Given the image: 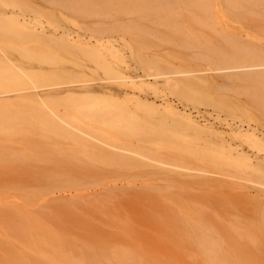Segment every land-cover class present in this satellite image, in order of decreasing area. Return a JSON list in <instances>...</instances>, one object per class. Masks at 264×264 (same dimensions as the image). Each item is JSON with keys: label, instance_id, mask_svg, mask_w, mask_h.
<instances>
[{"label": "rangeland", "instance_id": "1", "mask_svg": "<svg viewBox=\"0 0 264 264\" xmlns=\"http://www.w3.org/2000/svg\"><path fill=\"white\" fill-rule=\"evenodd\" d=\"M217 1L157 0L191 13L157 25L146 18L153 5L145 0H99L70 13L59 5L41 8L42 0H0V241L28 243L9 234L18 220L9 205L39 222L31 241L42 244L43 264H264V142L244 138L264 134L262 74L243 72L245 78L235 82L239 90L223 93L211 81L191 77L220 76L212 70L228 64L264 62L251 54L264 49V0ZM12 7L35 21L3 19ZM137 13L146 22L134 21ZM85 30L90 33L84 36ZM91 32L108 35L107 50L82 52L70 43L83 36L95 45ZM177 70L189 73L180 76L178 89L167 90L161 78L146 79L155 89H136L137 95L157 105L167 97L179 112L182 100L194 118V108L200 109L215 132L260 159L232 157L213 131L205 130L207 136L164 114L148 123L135 110L127 78L139 83L140 76ZM52 90L57 93L49 95ZM128 117L145 121L146 129H115L111 122ZM64 122L71 129L97 128L96 137L123 148L152 144L165 165L138 156L131 163L103 161L102 146L72 136ZM147 164L157 168L140 167ZM174 177L200 179L205 186L179 185ZM38 257L32 249L31 261L41 264Z\"/></svg>", "mask_w": 264, "mask_h": 264}, {"label": "bare ground", "instance_id": "2", "mask_svg": "<svg viewBox=\"0 0 264 264\" xmlns=\"http://www.w3.org/2000/svg\"><path fill=\"white\" fill-rule=\"evenodd\" d=\"M97 1H99V0H42V3L44 5H42L41 8H51L54 5H56V7H57V5H59V6H61L60 7L61 9L70 13V11L72 12L73 10H78V9H80L81 6L89 4V3L95 4L98 6V4H96ZM159 1H161V0H159ZM214 1H217V0H214ZM110 2H111V0H110ZM128 2H129V0H128ZM139 2H141V1H139ZM139 2H138V4H139ZM155 2H157V0H145V3H144V4L150 3L153 5V6L147 5L146 12H144V13L147 14V16H146V18H148L147 20L150 19V21L154 24L158 25L159 20H162L163 22H169L168 19H172L173 16H175V15L184 16V15H182V12L186 13L187 15L191 14L190 12L188 13L187 10H183V8L180 6L174 5L173 8H171L170 3H168L166 5L165 4L158 5V4H155ZM217 2H218V5L220 6V2L219 1H217ZM206 3H207V1H206ZM227 3H228V1H227ZM136 4H137V2H136ZM136 4H135V7H139V6H136ZM132 5L133 4H131V6ZM214 5H215V3H214ZM97 9H98V7H97ZM131 9H132V7H131ZM78 11H80V10H78ZM133 11H134V9H133ZM141 11H144V10L142 9ZM202 11H203V9H202ZM79 13H83V12L81 11ZM192 13H194V12H192ZM137 14L135 15L134 21H140V20L145 21L146 18L144 17V14H138V15ZM164 14H169V17H166ZM211 14H212V12H211ZM133 15H134V13H133ZM1 17L3 19H6V20L15 19V20H17L19 25H27V24H30V23L35 21L34 18L27 16V15L23 14L22 12L18 11L17 7L8 8L7 10L4 11V13L1 15ZM107 17L109 19L111 16L107 15ZM210 17H212V19H214L213 16L210 15ZM215 18H217V17H215ZM176 19H179V18H176ZM176 19H174V20H176ZM174 20H172V21H174ZM213 21H216V20H213ZM131 22L133 23V21H131ZM107 28H109V27H107ZM123 28H124V26H123ZM126 29H128V28H126ZM126 29H124V30H126ZM167 30H169V29H167ZM133 31L136 32L135 30H133ZM88 32L89 31H87V30H85V32L81 31V33L84 36L87 35L86 33H88ZM113 32H114L113 35L115 36V34H117L116 33L117 31L114 30ZM131 32L132 31L130 30V33ZM91 33L92 34L89 35L90 41L92 42L93 41L92 39L95 38L96 39L95 45H92L83 36H79V39L77 41H73L71 38H69V40L71 41L70 43L74 44V46L77 47L82 52H88V51L99 52V51L107 50L108 45L112 43L109 40L108 35H104L101 32L100 35H98V36H100V38H97V35H96L97 33L96 34L94 32H91ZM128 33H126V34H128ZM136 33H138V32H136ZM106 34H108V32ZM141 34L143 35V33H141ZM118 35H120V33L117 34V36ZM146 35H147V33H146ZM149 35H151V34H149ZM49 36L59 39L58 37H55L53 32ZM151 36H153V35H151ZM61 38H63V37H61ZM153 38L151 37V39H153ZM105 46H107V47H105ZM103 47H105V48L103 49ZM251 54H254L257 56H264V49H262L260 51V53H251ZM249 55H250V53H249ZM212 71L220 73V76H217V77L213 76V77H206L205 78V77H198L197 75H195V76H191V77L193 79H195L196 81H198V83L200 81H202L203 79H205L206 81H211L213 83V85L215 86V88L217 89V91L222 92V93L238 89L239 85H237L235 82H237V81L239 82L240 79L245 78V76H243L244 75L243 72H249L250 74H255V72H259L258 74H262V75L257 76V77H259V79L264 80V62L263 61L262 62L260 61L257 64H252V63H250V64L244 63L241 65L228 64V65H224L220 68H217V70H212ZM229 72H230V74H229ZM188 74H189L188 72L187 73L186 72H180L178 70L169 72V73L164 74V75L146 74L145 76L138 77L141 80V82H139V83L135 82V79H136L135 77H129V78H127L129 80L128 88L130 90H133L132 91L133 95L130 96L129 94H127V95H129L127 98H130L129 100L131 101V103L135 104V106H136L135 110L136 111L141 110L143 113H145L147 115L145 120H147L148 123H151V121H155L156 116H161L164 114V115H169L174 119L178 118L179 120H181L184 123V125L186 127H189L191 129L199 132V133L207 134L205 132V130H210V131L215 132V124H211L210 120L206 119V117L202 114L200 109L194 108V110H196L198 112V115H199V117L194 118V117H192L191 114H188V112H189L188 106L184 105L182 100H179V101H180V104H182L183 109H182V111L179 112V108L176 107L170 101V99L167 97H165V99L161 100L164 102L163 105H157L156 101H150L149 102L148 99L143 100V99H141L140 96L137 95L138 93H137L136 89H141L142 92L145 91V88L147 86H149L152 89L153 85L152 84H150V85L146 84V81H147L146 79H150L152 81L153 80L158 81V79L161 78L164 80V85L167 87L166 89L167 90L170 89L171 91H173V89H178V87L183 84L184 79H181L180 76L188 75ZM191 77H188V78H191ZM216 78H218V79L224 78V79L219 82L216 80ZM204 85H202V86H204ZM204 87H206V86H204ZM153 89H155V88H153ZM55 93H57V91L52 90L49 92V95H52ZM156 99H159V98H156ZM135 110L133 111L134 114L136 113ZM109 118H111V116H109ZM134 119L135 120H130V117H128V119H126V120H122L120 118H112L111 122H112V124L117 125V127L115 129H118L121 126L126 127L127 128L126 130L131 131V132L136 131L137 130L136 128H140V127H144V129H146L145 121L139 120V118H137V117H134ZM218 120H220V119H218ZM219 122H220L221 126L228 127L230 129H232L233 131H234V129L236 130V128H234L233 122H228V121H223V120H220ZM61 126H62V128L69 130L68 131L69 134H71L72 136H76L79 139L82 138L85 141H91L90 139L96 140L97 143L102 146V148L104 147V149L101 148V150L98 151L101 154L100 159L103 161L113 162V163H131V162L137 161L136 156H138L140 158L142 157V158H145L147 160H150L154 163H160L162 165L163 164L165 165L164 161H160L154 157L153 154L155 153V149H154V146H152V144L136 143V144H133L130 148H123V147H120V146H118L112 142H109L110 140L107 141V140L96 137L94 133L97 131H101V130H96L97 128L96 129H93V128L92 129H81V128L76 127L74 129H71V127L65 122ZM92 132H94V133H92ZM215 133H216L215 135L222 137L221 138L222 148H220V149L229 153L232 157H234L236 159H243L249 163H252L253 160L260 159V157L251 156L247 150L241 149V147H239L235 143H233V141H234L233 139L229 140L228 136H225V135H223L221 133H217V132H215ZM235 135L236 134L234 133L230 137L231 138L235 137V140H236L237 136H235ZM207 136H208V134H207ZM244 138H247L248 141L252 142L253 144H257V145H260L264 142V134L258 136L256 134H250L249 133V134H246V136ZM112 141H113V139H112ZM207 144L213 145V139H208ZM146 152H150L151 156H149L150 154L146 155ZM18 160H20V159H18ZM263 162H264V159H263ZM258 163H260V161ZM134 167H136V166H134ZM140 167L157 168L156 166L151 165V164L143 165ZM191 172H196V171L193 170ZM172 181H173V179H172ZM174 182L179 184V185H186L187 184L189 186L190 184H195V185L198 184L199 186H205L204 182H202L200 179L193 180L192 178H188V179H186V181H184V180H179V178H177V177H174L173 183ZM90 186H92V185H90ZM86 187H88V186H86ZM86 204H88V203H86ZM7 207L10 208L9 214H14L18 218V220L12 225L10 230H8L9 234L11 233V234H13L12 236L22 237L26 241H28V243H26L25 245H20V244L15 243V242L7 243L5 241L4 242L0 241L1 242L0 243V264H36V263H33L31 261V258H30V251H32V249L38 254L39 261L41 260V262H42V260L43 261L46 260L45 259L46 257L44 255V253L42 252V250H43L42 244L39 242L37 243L36 241H33V242L31 241L32 240V230L31 229H32L33 225H38L39 222L34 220L33 218H31L29 216L27 210L23 207L14 208V207H11L9 205H7ZM169 210H171V209H169ZM77 213H78V211H77ZM2 221L6 222L7 220L5 218V221L4 220H2ZM0 223L2 224V222H0ZM50 241H52V240H50ZM51 249H52V247H51ZM52 250L54 251V249H52ZM43 263L44 262H42L41 264H43ZM38 264H40V263H38Z\"/></svg>", "mask_w": 264, "mask_h": 264}]
</instances>
